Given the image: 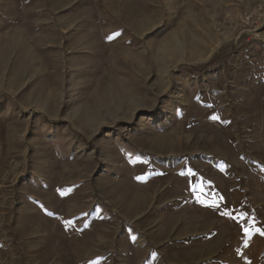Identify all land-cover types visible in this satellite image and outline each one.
<instances>
[{"label":"rangeland","instance_id":"374dc122","mask_svg":"<svg viewBox=\"0 0 264 264\" xmlns=\"http://www.w3.org/2000/svg\"><path fill=\"white\" fill-rule=\"evenodd\" d=\"M0 264H264V0H0Z\"/></svg>","mask_w":264,"mask_h":264},{"label":"snow or ice","instance_id":"6c2138e0","mask_svg":"<svg viewBox=\"0 0 264 264\" xmlns=\"http://www.w3.org/2000/svg\"><path fill=\"white\" fill-rule=\"evenodd\" d=\"M118 35V34H117ZM113 37H109V39H112ZM211 119H213V120H217V119H219V117H217V116H212L211 117ZM199 199V198H198ZM201 203H204V201H200ZM211 206H215V205H211ZM224 215H229L228 213H224ZM233 219H235V217H232Z\"/></svg>","mask_w":264,"mask_h":264},{"label":"built area","instance_id":"2783aa9c","mask_svg":"<svg viewBox=\"0 0 264 264\" xmlns=\"http://www.w3.org/2000/svg\"><path fill=\"white\" fill-rule=\"evenodd\" d=\"M255 11H257V10H255Z\"/></svg>","mask_w":264,"mask_h":264}]
</instances>
